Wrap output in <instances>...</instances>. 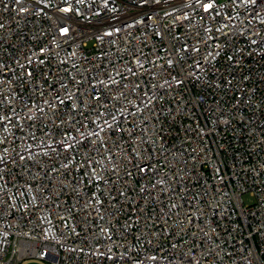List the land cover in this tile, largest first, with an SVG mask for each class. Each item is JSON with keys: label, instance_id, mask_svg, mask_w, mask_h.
Listing matches in <instances>:
<instances>
[{"label": "built area", "instance_id": "2783aa9c", "mask_svg": "<svg viewBox=\"0 0 264 264\" xmlns=\"http://www.w3.org/2000/svg\"><path fill=\"white\" fill-rule=\"evenodd\" d=\"M29 263L264 264V0H0V264Z\"/></svg>", "mask_w": 264, "mask_h": 264}, {"label": "rangeland", "instance_id": "374dc122", "mask_svg": "<svg viewBox=\"0 0 264 264\" xmlns=\"http://www.w3.org/2000/svg\"><path fill=\"white\" fill-rule=\"evenodd\" d=\"M244 202L246 204H251V205L254 204V200L249 195L244 197ZM29 264H39V263H29Z\"/></svg>", "mask_w": 264, "mask_h": 264}]
</instances>
